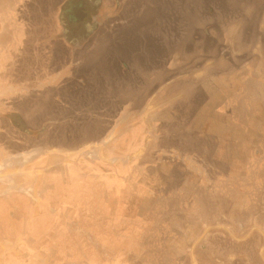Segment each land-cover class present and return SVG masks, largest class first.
<instances>
[{
  "label": "crops",
  "instance_id": "0c3cea01",
  "mask_svg": "<svg viewBox=\"0 0 264 264\" xmlns=\"http://www.w3.org/2000/svg\"><path fill=\"white\" fill-rule=\"evenodd\" d=\"M24 1L0 0V54L12 51L15 31L22 34L17 17ZM104 1L111 5L115 0ZM118 1L127 5L128 19L142 28L128 35L135 41L127 46L130 57L123 66L120 30L128 25L118 15H109L86 48L73 61L66 58L61 69L57 62L65 54L57 56L55 50L63 49V42L44 45L38 52L36 61L43 66L37 77L47 86L46 100L73 68L74 78L81 75L93 86L91 101L101 102V108H76V116L100 118V123L77 125L79 141L68 151L55 146L54 158L59 164L83 165L78 154L90 139L93 151L97 133L104 143L100 163L120 166L117 173L105 174L107 180H117L126 189L127 182L136 181L135 166L151 165L147 176L159 182L156 189L148 185L156 198L148 210L160 233L147 243L150 251L139 243L142 251L134 253L135 262L264 264V204L244 205L237 199L240 187L252 191L245 195L264 194V166L259 169L264 160V0H244L239 8L225 1V12L206 0ZM53 30L42 36L50 37ZM42 52H47L45 61ZM193 61L200 63L190 68ZM245 84L251 99L244 129H239V118L219 109ZM63 93L62 104L69 98ZM195 99L198 107L192 112ZM208 137L211 141L204 143ZM227 150H235L236 156ZM255 165L257 171L252 170ZM127 167L131 171L125 173ZM137 177L133 189L140 191L141 172ZM133 212L139 214L136 227L142 221L141 205Z\"/></svg>",
  "mask_w": 264,
  "mask_h": 264
},
{
  "label": "rangeland",
  "instance_id": "374dc122",
  "mask_svg": "<svg viewBox=\"0 0 264 264\" xmlns=\"http://www.w3.org/2000/svg\"><path fill=\"white\" fill-rule=\"evenodd\" d=\"M206 1L212 8L219 6L225 12L231 4H236L239 8L244 0ZM19 10L23 11V7ZM116 11L120 21H127L128 27L132 26L126 29L128 32L142 30L133 20L128 19L129 15L126 14L123 18L120 16L122 11L119 6ZM118 22L116 20V24ZM194 44L191 39L190 45ZM3 56L0 55V111H17L19 115L15 119L20 120L21 125L19 131L12 130L6 121L0 119V129L4 130L0 131V264H141L140 260L135 262L133 257L135 252L142 251L139 243L143 242L145 251H150L147 243L151 244L160 233L154 226L153 215L148 210L156 202L152 193L154 190L148 188V185L153 184L156 189L159 182L154 177L147 176L151 165L135 166L133 172L136 174V181L127 182L126 189L117 180H107L105 174L117 173L120 166L100 163V157H104V143L101 135L97 136V133L94 134L93 151L90 139L88 143L85 140L87 145L85 144L78 154L84 160L83 165L59 164V159L54 158L55 146H58V150L64 146L68 151L70 146L79 141L81 134L74 136L73 132L69 139L64 132H59L57 137L54 132L59 131L60 127L50 126L44 136H39V131H31L32 137L25 136L24 129L27 128L24 123L38 129L41 125L40 122H35L38 119L59 122L71 117L49 115L39 118L34 111L38 103V87L31 85L29 90L25 89L22 84L24 78L21 65L16 69L15 65L12 67V63H6L7 58ZM199 63L193 61L190 68L197 67ZM5 64L8 70L2 69ZM217 72L218 68L211 75ZM4 77H9L10 81L3 82ZM249 84L243 85V88L235 92L219 109L222 115L232 113L234 117L239 118V129H244L246 111L249 113ZM78 89L85 94V98L92 97L91 85L79 86ZM77 95L76 106L91 108L93 105L101 108L100 100L97 101L99 104H92L91 99L87 100L88 102L82 101V94ZM196 95L197 91L194 93L195 97ZM23 97H28L29 101H25ZM197 107L198 101L195 99L189 110L195 112ZM47 110L48 107L44 112H39L46 115L49 111ZM92 121L100 123V118L77 116L79 124L92 125ZM188 139V143L192 145V141ZM178 141L183 144V140ZM208 141H211V137L204 143ZM248 153L249 159L253 161V155ZM228 154L236 156V151L229 150ZM69 155L70 153L66 152L67 158ZM263 164L264 160L259 164V169ZM127 168L125 173L131 171L130 167ZM257 169L256 165L252 168L253 171ZM262 171L264 172V168ZM140 172L143 176V187L138 191L133 187H137V174ZM246 188L247 191L240 187L237 192L241 194L237 198L239 203L261 207L264 204V194L245 195L246 192L252 193ZM140 205L142 221L135 227V218L138 219L139 214L134 213L133 209L135 207L137 212ZM118 208L124 209L125 212H117Z\"/></svg>",
  "mask_w": 264,
  "mask_h": 264
},
{
  "label": "flooded vegetation",
  "instance_id": "af4514ba",
  "mask_svg": "<svg viewBox=\"0 0 264 264\" xmlns=\"http://www.w3.org/2000/svg\"><path fill=\"white\" fill-rule=\"evenodd\" d=\"M119 6V10L122 12L120 16L123 18L127 14L128 9L127 5L125 6L124 1L120 2L117 0L112 1V4L109 5L104 0H25L23 5V11L17 18H20V25L22 29V34L15 31L17 35L15 36V40L9 44L11 52L8 54L1 53L0 55L8 56V60L6 63L13 64L12 67L15 65L17 69L18 65H21L22 70L21 74L24 78V82L22 83L25 89L30 88V86L38 87L39 94H38V103L34 107V111L36 115L40 118L41 117H49L50 116H63L61 112H64L69 115H64L65 118L71 117L70 119H64L57 122V120H41L38 119L35 121L36 123L40 122V128L34 129L31 126L24 123V135L31 136V131L37 132L39 131V136H44L47 128L50 126H57L60 127L62 131L55 130L54 133L64 132L67 138L71 139L73 132L75 133L76 126H80L77 122V116L75 113L77 112L76 108L79 110L86 109L83 108V105L76 106L77 94H82L80 99L82 101H87L88 99H92V97H84L85 94L79 91V86H86L88 84L85 83L84 77L79 75L77 78H74L75 71L73 68L70 72H65V77L63 78L64 81L59 86L57 90V95L55 94L53 97L49 96V99H45L44 94L46 92L47 86L44 84L43 78L39 79L38 70L41 69L43 66L36 61L38 52L42 51L44 48L42 46L47 44H53L55 42L61 41L64 43L63 49H56L55 52L57 56L61 54L64 55V60L59 59L57 62L58 68L65 64L66 58L69 57L70 60L73 61V56L86 48L88 42L91 40L92 35L97 32L103 24H105L108 20L109 15H117L116 8ZM122 6V8H121ZM120 17V18H121ZM119 19V16H118ZM121 20V19H120ZM1 28V25H0ZM46 29H54L50 35V37H43L42 33ZM126 29L129 27L121 26V46L119 47V52L121 56V62L123 66L124 59L128 56L130 57L129 49L127 46H132L134 44V38L129 37L128 35L135 33L138 34L139 32H128ZM128 41V42H127ZM11 42V41H10ZM125 43H128L125 45ZM128 49V50H127ZM45 50V49H44ZM47 50V49H46ZM127 50V51H126ZM49 51V50H48ZM45 52V51H43ZM41 53L43 60H47V52ZM128 52V54H127ZM21 54V56H20ZM10 58V59H9ZM43 61V62H44ZM70 61V63L72 62ZM76 64L73 62V65ZM2 69L8 70L7 64ZM13 78V76H12ZM11 78V79H12ZM45 80V79H44ZM10 81L9 77H4L3 82ZM83 89V88H82ZM90 89V88H89ZM92 89V86H91ZM59 92V93H58ZM61 92L66 97L68 96L66 101L70 104L63 102L60 100ZM84 94V95H83ZM90 94V93H89ZM92 95V94H91ZM9 100V98H6ZM25 101H29L28 97H23ZM5 100V101H7ZM88 102V101H87ZM95 104L97 101H93ZM99 104V102L97 103ZM73 105V108L71 107ZM101 105V102H100ZM59 106V107H58ZM48 107V114L41 115V111H45ZM90 108V107H89ZM97 108V107H96ZM39 109V110H37ZM58 109V110H57ZM61 109V110H59ZM72 114L73 116H71ZM19 114L17 111L14 110H2L0 111V119L6 121L12 130L19 131L20 128V120H16L15 118ZM63 116V117H64ZM86 116V115H85ZM74 117H76L74 119ZM83 117V116H81ZM89 117V116H86ZM96 119V118H94ZM40 120V121H39ZM68 123V124H67ZM63 124V125H62ZM42 128V130H40ZM58 129V128H57ZM0 131H4L0 129ZM76 136V133L74 134ZM58 137V136H57ZM56 137V138H57ZM29 138V137H28ZM61 140V139H60ZM103 141V140H102ZM88 157V156H87Z\"/></svg>",
  "mask_w": 264,
  "mask_h": 264
}]
</instances>
